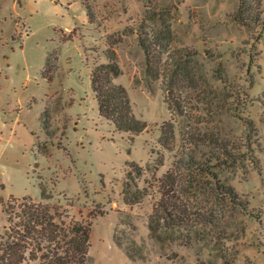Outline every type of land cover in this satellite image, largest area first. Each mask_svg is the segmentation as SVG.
Instances as JSON below:
<instances>
[{"label":"rangeland","instance_id":"rangeland-1","mask_svg":"<svg viewBox=\"0 0 264 264\" xmlns=\"http://www.w3.org/2000/svg\"><path fill=\"white\" fill-rule=\"evenodd\" d=\"M238 6L239 0H0V235L4 204L40 200L41 186L74 218L92 217L87 264H264V0L259 15L247 11L258 20L237 19ZM145 33L157 35L152 48L162 49L163 60L181 49V115L171 113L161 79L146 71ZM112 50L121 71L114 82L146 122L137 134L102 117L91 89L92 68ZM171 117L175 146L168 151L157 140ZM210 132L235 148L236 161L214 170L248 210L213 203V227L181 230L194 243L175 245L170 259L149 237L155 179ZM199 142V150L210 148ZM187 172L181 169L185 181L198 179ZM125 181L149 193L125 204ZM186 195L200 211L209 209L210 202H200L203 191L187 185ZM115 237L144 258L129 259Z\"/></svg>","mask_w":264,"mask_h":264},{"label":"trees","instance_id":"trees-1","mask_svg":"<svg viewBox=\"0 0 264 264\" xmlns=\"http://www.w3.org/2000/svg\"><path fill=\"white\" fill-rule=\"evenodd\" d=\"M250 9L255 10L259 15L262 12L261 0H239L237 19L244 21L256 18L258 20V16L255 17L247 12ZM261 21L264 25V18ZM155 36L157 35L153 33L151 38L145 33L144 38H140L146 71L152 78L161 79L162 89L167 98L165 101L168 102V97L171 96L174 103L173 109L169 108L172 110L171 113L181 115V71L178 70L181 69V49L170 52L163 60L162 49L153 51L152 40ZM168 59L170 63L169 67H166ZM120 73L115 52L112 50L107 55V62L99 63L92 68L91 89L102 117L119 131L137 134L145 129L146 122L134 115L126 89L114 82V78ZM201 137L205 139L193 140L195 150L190 149L186 152L187 158L184 154L181 155L180 151L171 167L155 179L154 186L159 196L148 216L149 237L157 244L160 253L170 259L176 255L175 245L192 246L194 243L193 237L187 234L185 236L181 230L191 231L198 224L213 227L215 224L213 203L248 210V201L233 185L223 182L214 170L236 161L235 148L228 144L218 132L216 134L210 132L207 136L204 133ZM195 140L198 143L199 141L207 142L210 148L199 150ZM157 141L165 150L174 149L175 135L172 117L161 124ZM203 145L207 147L206 144ZM249 156L257 163V158L253 154L250 153ZM130 164L135 169L141 170L136 163ZM181 169L187 170V173L191 175L196 173L198 179L194 175L185 181L181 177ZM207 178L210 181H207ZM186 182L195 191H203L204 196L200 198V202L201 204L202 201L210 202L209 209L200 211V204L186 195ZM121 191L122 200L128 205L139 203L149 193L148 187L140 188L132 181H125ZM40 198L36 200L31 196H23L21 199H13L12 203L4 204L7 225L0 235V264L30 262L87 264L91 245L92 221L90 218L92 217L74 218L59 202L50 203L48 199H51L52 195L41 186ZM218 210L220 214L226 212V209ZM95 215L93 214V217ZM216 218L218 219L217 214ZM115 242L125 248V254L132 261L144 258L141 254H136L135 250L124 246L117 237ZM199 264L205 263L200 261Z\"/></svg>","mask_w":264,"mask_h":264}]
</instances>
